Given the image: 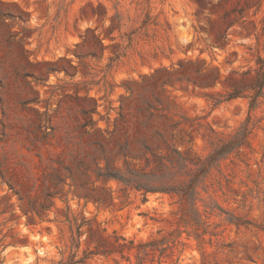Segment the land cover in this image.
<instances>
[{"label": "rangeland", "instance_id": "obj_1", "mask_svg": "<svg viewBox=\"0 0 264 264\" xmlns=\"http://www.w3.org/2000/svg\"><path fill=\"white\" fill-rule=\"evenodd\" d=\"M231 3L0 0L3 264H47L59 258L51 245L57 241L56 224L37 220L28 226L32 215H26L31 206L40 210L50 205L46 196L58 189L63 193L54 198L49 219L69 205L109 235L136 245L166 236L169 249L146 264H264V106L255 113V120H262L251 137V180L242 166L236 192L215 196L223 209L247 216L255 226L230 225L218 210L205 214L212 202L204 195L198 205L211 226L202 241L192 228L178 223V206L171 197L149 194L145 202L141 193H125L116 181L82 174L97 162L105 166V158L117 166L126 160L144 164L153 153H166L168 145L208 154L211 147L201 137L208 126L226 136L245 120L246 100L215 107L207 95L221 87L192 84L202 60L226 73L251 58L253 41L238 25L229 30L225 49L210 48L226 28L221 22ZM190 58L196 64L180 68V61ZM58 179L63 183L57 185ZM84 183L89 186L83 188ZM13 236L27 243L12 246ZM124 255L131 256V263L116 254L88 264H137L134 253L126 250Z\"/></svg>", "mask_w": 264, "mask_h": 264}, {"label": "trees", "instance_id": "obj_2", "mask_svg": "<svg viewBox=\"0 0 264 264\" xmlns=\"http://www.w3.org/2000/svg\"><path fill=\"white\" fill-rule=\"evenodd\" d=\"M231 1V6L223 15L221 22L226 28L217 34L216 42L211 44L210 48L225 49L229 30L238 25L244 37L253 41L248 47L251 58L246 59V65L233 67L226 73H223L222 67L202 60L201 67L193 72L197 80L192 84L200 89L215 90L221 87L207 95L215 107L237 99L246 100L248 113L245 120L226 136L208 126L201 136L211 147L208 154H201L192 148L183 149L176 145H168L166 153H153L151 158H145L144 164L126 160L122 166H117L105 158V166L97 162L96 168L82 170L83 175H90L97 181L105 183L116 181L125 193L129 190L141 193L145 202L149 194L171 197L178 206L176 212L180 217L178 223L192 228L196 237L202 241L203 235L208 233V228L211 226L204 220L208 218L198 205L199 202L204 201V195H207L212 202L210 206H206L209 211L206 210L205 214L211 216L218 210L219 215H225L224 220L230 225L255 226L247 216H239L235 212L223 209L215 200L218 193L228 197L236 192L235 179L242 166L245 167L247 180H251L253 171L248 157L253 152L251 137L257 124L262 120H255V113L264 106V0ZM252 10L253 13L249 16ZM203 52L202 50L201 54ZM184 63L196 64V61L192 58L181 60L180 68ZM232 63L229 60L225 61V64ZM53 70L54 68L51 67L50 71ZM2 81L3 79L0 80L1 84ZM179 126V123L175 124L173 130H177ZM199 128L203 129L204 125L199 124ZM175 138V134L171 135L172 140ZM192 141L194 138L189 142ZM81 165L80 169L84 167L83 164ZM61 182L63 183L58 179L57 185ZM241 185L248 186L244 181ZM87 186L88 183L82 185L83 188ZM62 193L63 190L58 189L52 194H47V199L51 201L50 205L44 204L40 210L31 206L26 213L32 215L28 219V226L36 225L37 220L41 223L48 221L56 224L57 241L52 242L51 245L59 254V258L52 259L47 264H88L95 257L109 258L116 254H120L131 263V256L124 255L126 250L129 254H135L137 264H146V262H154L156 253H160L161 259L169 249L165 246L168 242L166 236L138 245L134 241L127 242L122 237L111 236L106 229L97 227L93 219L86 217L82 212H75L69 205L63 214L57 213L54 219H49L54 198ZM111 198L114 199L112 193ZM96 203L101 204L102 200L97 199ZM14 216L13 213L12 217ZM47 230L49 233L53 232L51 227H47ZM0 235H2L1 229ZM5 238L7 236H3L0 240V247H4L1 243ZM12 239H14L12 246L27 243L26 238L15 239L13 236ZM115 262L120 264L117 260ZM0 264L3 262L0 261Z\"/></svg>", "mask_w": 264, "mask_h": 264}]
</instances>
